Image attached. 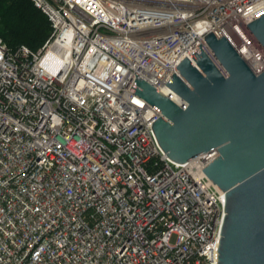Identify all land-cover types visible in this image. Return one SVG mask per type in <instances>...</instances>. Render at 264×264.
<instances>
[{
	"label": "built area",
	"instance_id": "2783aa9c",
	"mask_svg": "<svg viewBox=\"0 0 264 264\" xmlns=\"http://www.w3.org/2000/svg\"><path fill=\"white\" fill-rule=\"evenodd\" d=\"M31 1L43 44L0 37V264H218L225 193L202 170L217 153L171 160L130 88L137 72L181 106L165 83L199 43L226 76L210 31L260 73L247 23L264 0Z\"/></svg>",
	"mask_w": 264,
	"mask_h": 264
},
{
	"label": "water",
	"instance_id": "95a60500",
	"mask_svg": "<svg viewBox=\"0 0 264 264\" xmlns=\"http://www.w3.org/2000/svg\"><path fill=\"white\" fill-rule=\"evenodd\" d=\"M247 28L264 48V12ZM204 39L226 76L199 43L190 54L195 65L185 56L165 83L181 106L137 72L140 88L130 89L160 112L151 126L171 160L216 151L202 170L225 193L218 264H264V70L255 74L223 35L210 31Z\"/></svg>",
	"mask_w": 264,
	"mask_h": 264
},
{
	"label": "trees",
	"instance_id": "16d2710c",
	"mask_svg": "<svg viewBox=\"0 0 264 264\" xmlns=\"http://www.w3.org/2000/svg\"><path fill=\"white\" fill-rule=\"evenodd\" d=\"M50 31L47 16L31 0H0V37L9 47L37 50Z\"/></svg>",
	"mask_w": 264,
	"mask_h": 264
}]
</instances>
